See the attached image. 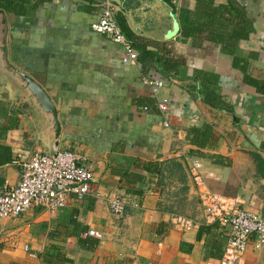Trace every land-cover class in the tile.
Instances as JSON below:
<instances>
[{
	"label": "crops",
	"instance_id": "1",
	"mask_svg": "<svg viewBox=\"0 0 264 264\" xmlns=\"http://www.w3.org/2000/svg\"><path fill=\"white\" fill-rule=\"evenodd\" d=\"M237 1L255 32L235 57L264 80V0ZM130 2L114 0L116 19L151 54L137 50L133 63H124L122 48L92 30L99 0H30L28 14L7 13L12 61L52 95L63 127L60 151L80 156L94 181L83 200L72 197L56 213L35 207L0 221V264H43L52 246L71 264H220L230 231L207 221L190 172L194 161L208 190L264 218V95L245 82L220 44L195 43L182 28L173 40L154 39L155 22L133 16L143 6ZM195 7L196 0H182L180 12ZM165 63L173 68L167 75ZM144 79L165 86L154 96ZM158 101L169 111L161 112ZM206 128L209 143L191 145V132ZM39 132L27 107L10 100L1 85L0 146L13 161L28 160L43 151ZM13 161L1 165L0 191L21 181ZM114 196L126 205L122 216L109 209ZM177 217L190 223L177 227ZM91 230L103 236L93 252L79 246ZM244 260L264 264V247L257 250L254 237Z\"/></svg>",
	"mask_w": 264,
	"mask_h": 264
},
{
	"label": "built area",
	"instance_id": "2",
	"mask_svg": "<svg viewBox=\"0 0 264 264\" xmlns=\"http://www.w3.org/2000/svg\"><path fill=\"white\" fill-rule=\"evenodd\" d=\"M101 12L98 20L91 26L98 34L111 39L124 51L123 62L133 63L138 52L127 38L116 19L114 0H99ZM154 96L165 86L163 81L144 79ZM158 109L168 112L167 102L158 101ZM147 110V108H146ZM81 157L71 151H59L55 155L36 152L30 159H17L13 164L21 169V181L16 187L0 191V221L16 220L35 207L56 213L66 208L68 200L74 197L83 200L91 190L94 175L90 168L80 163ZM1 169V165H0ZM200 162L191 165V175L200 192V200L206 219L229 228L230 237L220 264H245V255L251 237L255 238V248L264 247V218L257 213L241 208L240 202L215 194L208 190L202 174ZM112 214L122 216L126 205L120 196L112 197L108 202ZM190 221L177 217L174 225L185 227ZM87 236L102 240L96 231ZM25 251L29 247L25 246Z\"/></svg>",
	"mask_w": 264,
	"mask_h": 264
},
{
	"label": "trees",
	"instance_id": "3",
	"mask_svg": "<svg viewBox=\"0 0 264 264\" xmlns=\"http://www.w3.org/2000/svg\"><path fill=\"white\" fill-rule=\"evenodd\" d=\"M28 8H30V0H0V9L5 10L7 13L24 16L30 12ZM179 21L182 34L186 38L200 44L203 42L220 44L224 54L234 57L233 66L244 74L245 82L254 87L259 94L264 95V80L253 78L249 74L250 63L235 57L240 44L248 41L255 32L254 25L248 18L245 8L237 0H196V7L193 11L182 10L180 12ZM122 29L136 50L151 55L145 47L136 45L132 37L124 28ZM169 63L174 64L173 61H169ZM172 69L168 63H165L163 64L162 73L167 75ZM191 134L194 138L190 144L199 149L204 148L212 138L210 128L202 131L194 130ZM212 158L215 159V156H212ZM12 161L8 148L0 146V165ZM204 230L203 228L200 230V235ZM80 231L86 232L87 229ZM99 245L100 241L93 237L79 239V246L86 251L93 252ZM223 254L224 251H221V255ZM42 263L71 264L72 261L63 254L59 247L52 246L46 249L42 255Z\"/></svg>",
	"mask_w": 264,
	"mask_h": 264
},
{
	"label": "water",
	"instance_id": "4",
	"mask_svg": "<svg viewBox=\"0 0 264 264\" xmlns=\"http://www.w3.org/2000/svg\"><path fill=\"white\" fill-rule=\"evenodd\" d=\"M181 2L182 0H139L143 8L136 9V14L133 16L142 21L155 22L156 33H153L152 37L161 41H170L177 38L181 32L179 21ZM130 6H135L133 0ZM144 9L147 11L141 14ZM124 12L128 15L126 11ZM129 16L131 20L132 16ZM10 36L9 15L5 10L0 9V86L6 88L10 100H17L19 104L26 106L31 120L37 122L43 143L42 153L55 155L60 151L63 136L58 105L35 77L20 69L12 61Z\"/></svg>",
	"mask_w": 264,
	"mask_h": 264
}]
</instances>
